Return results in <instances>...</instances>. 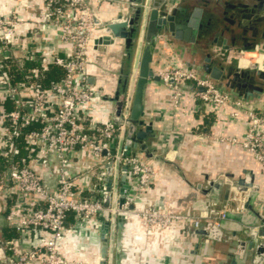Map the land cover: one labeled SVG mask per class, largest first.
Here are the masks:
<instances>
[{"label": "built area", "instance_id": "1", "mask_svg": "<svg viewBox=\"0 0 264 264\" xmlns=\"http://www.w3.org/2000/svg\"><path fill=\"white\" fill-rule=\"evenodd\" d=\"M41 17L46 24L59 30L60 40L67 45L62 54L52 50L44 58L32 48L21 50L10 28L13 20L0 18V156L6 158L7 165L0 175V188L4 198L10 201L4 219L15 232L14 237L0 241L4 249L0 264H69L57 250L66 217L71 214L77 220H87L103 210L101 192L107 176L105 166L113 170L116 157L115 153H110L109 144L122 126L111 120L95 121L87 107L95 95L87 80V53L95 38L92 32L98 27L87 0H43ZM168 44L166 36L158 38L152 46V57L157 55L154 73L170 90L172 107L178 105L182 88L190 85L193 96L200 102L213 108H230L229 117L233 119L243 116L246 127L241 138L218 136L216 140L238 145L248 152L258 164L264 182V107L260 110L245 107L239 97L207 75L178 66L172 53L164 52ZM16 48L20 51L18 55L13 54ZM35 53L42 63L52 62L59 67L62 76L42 86L37 82V69L32 67L24 74V80L11 82L5 60L19 61ZM217 53L224 62L234 58L232 53L225 55L220 50ZM237 53L241 54L236 60L237 69L264 72V45ZM246 55H249V65L242 67L238 60ZM258 56L262 57L259 62ZM5 102H9V110L4 108ZM21 144L25 156L19 155ZM77 150L87 153L97 166L91 190L100 191V196H80V189L74 190L77 175L67 173L65 165ZM117 158L118 165L125 167L131 185L126 184L127 191L120 207L108 210L127 213L131 211L129 192L137 194L147 189L153 180V171L141 152L120 153ZM44 169L52 171V185L44 182L41 171ZM244 200L245 197L237 199L231 207L215 208L213 205L197 217L161 212L151 206L135 215L141 216L148 226L164 228L182 219L197 228L201 219L216 225L228 212L244 210ZM32 229L40 234L35 243L25 246L22 243L24 235Z\"/></svg>", "mask_w": 264, "mask_h": 264}, {"label": "crops", "instance_id": "2", "mask_svg": "<svg viewBox=\"0 0 264 264\" xmlns=\"http://www.w3.org/2000/svg\"><path fill=\"white\" fill-rule=\"evenodd\" d=\"M87 2L98 21L114 17L118 10L125 11L128 4V0ZM169 3L170 7H174L180 4V0H169ZM42 11L43 0H0V18L13 20L10 28L21 50L32 48L44 58H47L52 50L62 54L67 45L60 40L59 30L42 20ZM103 34V29L99 27L92 32L93 37ZM166 38L169 44L164 52H171L178 66L191 68L197 74L206 75L202 70L203 52L193 54V45L189 41L174 38L170 34H166ZM18 49L16 48L14 55L20 53ZM217 50L219 49L216 48L215 51ZM224 52L230 55L232 53ZM87 54V80L95 90V95L87 105L90 116L95 121H112L110 97L121 75L122 45L116 41L112 45L94 48L90 44ZM156 58L157 55L153 54V72L157 68ZM230 63L231 59L221 65L227 68L235 67ZM256 83L262 85L264 80H258ZM224 89L239 97L245 107L254 110L264 107V88L259 94L251 95L247 92L240 95ZM142 103L144 119L151 123L154 133V137L149 139V147L154 149L158 157L147 158L153 171V180L149 187L137 194L130 191L127 196L130 199L131 211L127 212L123 222L120 264H230L231 256L228 251L233 244L230 233L256 224V219L250 211L244 209L228 212L224 219L218 220L214 225L219 232L212 234L210 238L192 235V226L182 219L174 220L164 228L148 226L135 212L151 206L161 212L197 217L204 210H210L213 205L215 208L224 205L231 207L236 204V200L234 196L226 194L224 185L217 192L203 193L202 190L195 189V184L201 183L202 187H205L206 180L218 176H224L225 181H230L238 177L248 178L249 174L257 187L252 206L259 212L264 205V182L258 164L240 146L216 140L218 136L241 138L246 127L244 117L230 118V108H213L200 102L193 96L190 85L182 88L178 105L172 107L170 90L159 79L147 80ZM132 152L140 153L138 150ZM96 169L97 166L89 159L88 154L81 150L75 151L65 165L67 173L77 175L74 190L80 189V196H100V191L98 193L91 190ZM41 171L44 182L52 185V171ZM120 176H123L125 184L131 185L124 170L118 171V178ZM108 177L112 179L113 170L109 172ZM249 190L248 188L247 191ZM9 205L10 201L4 198L0 188V228H10L4 219ZM101 222L100 214L87 220H77L68 214L63 237L57 248L58 253L69 264H99ZM200 222V226L209 225L204 219ZM39 234L36 229L29 230L24 235L23 245L30 246L35 243ZM194 244L197 246L194 247ZM3 251L0 247V259ZM240 263L236 260V264Z\"/></svg>", "mask_w": 264, "mask_h": 264}, {"label": "water", "instance_id": "3", "mask_svg": "<svg viewBox=\"0 0 264 264\" xmlns=\"http://www.w3.org/2000/svg\"><path fill=\"white\" fill-rule=\"evenodd\" d=\"M202 9L193 6L188 11L184 7H170L169 0H128L125 11L118 10L114 17L94 22L105 34L96 36L92 43L94 48L101 45H112L119 42L123 48V61L121 75L117 79V86L110 97L112 102V121L122 126L110 144V153H115L113 163V177H108L109 165L105 166L106 178L102 185L101 202L103 210L100 212L102 222L100 225L99 264H120L121 233L125 211H109L108 208H119L122 204L127 185L123 176L118 178V171L125 167L118 165V155L128 154L138 150L146 158H157L154 149L149 147V139L154 137L151 123L145 121L143 112V93L148 79L158 81V76L151 67L152 46L160 37L166 34L174 38L189 41L193 45L192 53H204L202 70L212 80L220 82L229 76V68H225L219 50H226V37L222 31L217 32V26L210 25L202 28ZM212 13H216L212 10ZM264 21V11L257 8L252 16L240 18L235 28L243 33L250 29L249 24L253 21ZM238 34V33H235ZM198 40L195 41V37ZM195 41V42H194ZM216 48L219 50L215 51ZM214 56V57H213ZM237 72L239 69L232 68ZM264 72L255 70V75ZM249 83H242L251 90L244 91L247 94H259L262 89L254 85L253 77ZM105 154V150L102 151ZM248 178L225 181L224 176H218L206 180V186L201 183L195 184V189L203 193L217 192L224 185L225 192L234 199L245 197L244 208L250 211L256 219V224L248 225L239 232L232 231L230 239L233 241L228 253L231 256L230 264H264V205L260 211H255L252 202L257 193V187L252 182V176ZM206 178V177H205ZM250 189L247 191V189ZM226 195V196H227ZM131 209V207H129ZM219 229L213 224L199 226L192 229V235H202L210 238L218 233ZM197 244H194L196 247Z\"/></svg>", "mask_w": 264, "mask_h": 264}, {"label": "flooded vegetation", "instance_id": "4", "mask_svg": "<svg viewBox=\"0 0 264 264\" xmlns=\"http://www.w3.org/2000/svg\"><path fill=\"white\" fill-rule=\"evenodd\" d=\"M178 6L184 7L188 11L193 6L200 7L202 9V28L215 24L217 26V32L222 31L226 37L228 47L224 51L235 53L241 48L251 49L256 45H264V21L256 20L251 22L249 24L250 29L243 33H240L235 28L241 17L248 18L252 16V13L257 8L264 11V0H180V4L176 5V7ZM212 10L216 13H212ZM196 40H198L197 36L195 37ZM232 68L229 67V76L218 82L221 87L244 95L246 93L244 91H250L251 89L247 86L242 87L241 84L243 82L249 83L250 76L253 77L252 83L254 85L260 88L264 87V84L258 85V82L256 83L258 80H264V73L255 75V71L246 70L234 72Z\"/></svg>", "mask_w": 264, "mask_h": 264}, {"label": "trees", "instance_id": "5", "mask_svg": "<svg viewBox=\"0 0 264 264\" xmlns=\"http://www.w3.org/2000/svg\"><path fill=\"white\" fill-rule=\"evenodd\" d=\"M5 61L8 63L6 72L11 82L24 80V74L29 68L32 67H35L37 69V82L42 86H47L50 81L58 80L62 76V70L59 67L55 66L52 62L42 63L37 53L33 54L32 57L20 59L19 61ZM3 106L6 110L10 109L9 102H5ZM19 155L25 156V150L22 144L20 145ZM5 160L6 158L0 156V175L2 171H4L7 167ZM13 236H15V232L13 231V229L0 228L1 242Z\"/></svg>", "mask_w": 264, "mask_h": 264}, {"label": "bare ground", "instance_id": "6", "mask_svg": "<svg viewBox=\"0 0 264 264\" xmlns=\"http://www.w3.org/2000/svg\"><path fill=\"white\" fill-rule=\"evenodd\" d=\"M249 55H246L245 57L239 58L238 64L240 66H242V67L249 65V62H248V59H247V56H249ZM261 58H262L261 56L256 57V59H257L258 62L260 61Z\"/></svg>", "mask_w": 264, "mask_h": 264}, {"label": "rangeland", "instance_id": "7", "mask_svg": "<svg viewBox=\"0 0 264 264\" xmlns=\"http://www.w3.org/2000/svg\"><path fill=\"white\" fill-rule=\"evenodd\" d=\"M249 53H251L250 51H249ZM232 55L234 56V58H231V65H236V60H237V57H239L241 54L240 53H232ZM250 58H253L252 56L250 57ZM249 71H254V70H249Z\"/></svg>", "mask_w": 264, "mask_h": 264}]
</instances>
